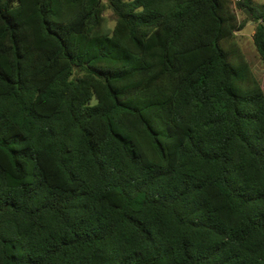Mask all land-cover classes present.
Segmentation results:
<instances>
[{
  "label": "trees",
  "instance_id": "1",
  "mask_svg": "<svg viewBox=\"0 0 264 264\" xmlns=\"http://www.w3.org/2000/svg\"><path fill=\"white\" fill-rule=\"evenodd\" d=\"M249 22L264 62L253 0H0V264H264Z\"/></svg>",
  "mask_w": 264,
  "mask_h": 264
},
{
  "label": "rangeland",
  "instance_id": "2",
  "mask_svg": "<svg viewBox=\"0 0 264 264\" xmlns=\"http://www.w3.org/2000/svg\"><path fill=\"white\" fill-rule=\"evenodd\" d=\"M254 7L264 5V0H253ZM235 8V7H234ZM240 21H243L246 14L235 8ZM250 13V12H249ZM255 24L253 22L246 23L245 28L237 34V41L242 48L251 68L255 72L257 78L262 83L264 88V62L261 60L255 45L253 44L252 34L254 32Z\"/></svg>",
  "mask_w": 264,
  "mask_h": 264
},
{
  "label": "water",
  "instance_id": "3",
  "mask_svg": "<svg viewBox=\"0 0 264 264\" xmlns=\"http://www.w3.org/2000/svg\"><path fill=\"white\" fill-rule=\"evenodd\" d=\"M244 13L246 14V16H247L248 18H251L250 13H249V11H248L247 9L244 10Z\"/></svg>",
  "mask_w": 264,
  "mask_h": 264
}]
</instances>
